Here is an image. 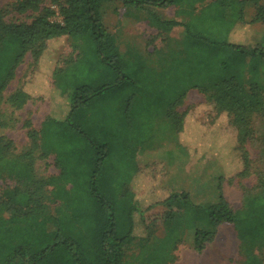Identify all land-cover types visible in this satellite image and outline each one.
<instances>
[{
  "label": "trees",
  "instance_id": "16d2710c",
  "mask_svg": "<svg viewBox=\"0 0 264 264\" xmlns=\"http://www.w3.org/2000/svg\"><path fill=\"white\" fill-rule=\"evenodd\" d=\"M106 1L51 0L57 9L55 12L50 7L41 8V0H18L12 9L18 15L30 13L28 23H4L0 12V93L14 77L16 67L26 54L32 59V72L40 75L50 42L64 38L70 48V55L63 65H56L51 72V90H56L51 92L63 101L67 108L65 114L60 115V120L48 115L39 131L33 130L27 121L24 127L30 146L19 156L11 155L7 151L10 142L5 144L0 138V169L5 168L17 184L6 190L5 198L0 200V212L14 209L29 223L23 228L16 224L9 226V231L20 235L7 252L2 247L0 264H9L13 259H19L22 264L23 260L26 264H126L134 244L139 249L134 264L139 257L151 254L146 251L155 236V228L146 225L142 236H137L141 222L136 219L152 207L153 201L154 204L159 202L162 191L159 194L156 189H151L147 200L150 204L145 206V201L132 191L136 172L125 180V173L107 167L110 148L106 139L118 127V120L111 126L114 129L108 132L104 131L101 122L90 120L92 103L125 78L126 64L113 35L102 21L101 7ZM118 1L125 8L137 10L176 7L175 13L181 17L179 22H161L152 13L149 16L157 26L183 27L190 40L264 60L261 45L246 48L227 41L231 27L241 17L235 0H217L220 5L215 6L214 16L210 15L214 21L207 27L200 20L204 18V10L214 6L211 3L215 1L207 5H203L205 0ZM224 4L232 7L233 13L229 15L220 9ZM199 5L203 6L199 9ZM257 11L254 22L259 19L264 22V7ZM54 15L61 18V24L49 21ZM206 63L204 59L201 66L208 70ZM117 74L121 78L117 79ZM208 83L196 88L206 105L177 113L184 95L167 112L168 121L177 136V145L181 146L187 139L184 138L186 126L193 124L204 107L208 106L216 116L221 115L220 121H216L219 123L207 125H215L222 136L230 134L229 148L218 159L223 162L230 155L237 156L240 170L234 176L243 178L249 169L246 144L251 138L252 116L262 105L260 88L255 84L244 85L234 75L225 78L217 75ZM30 99L34 98L18 89L7 102L20 109ZM198 126L203 127V124ZM184 147L190 157L199 154L188 142ZM37 153L40 158L54 156L58 176L45 179L35 176L33 164ZM259 183L264 187L263 182ZM161 203L168 207L181 205L186 228L195 231L192 244L197 253L212 243L216 228L226 224L232 226L238 240L240 264H264L260 256L264 251V195L246 199L239 210L231 209L220 190L217 202L211 205H195L186 193H171ZM49 204L54 205L53 213L45 212ZM142 206L145 208L141 209ZM2 220L0 218V223L4 222V229L8 231L6 221ZM198 225L204 229L199 230ZM170 240L171 249H174L181 239L173 234ZM165 253L167 260L174 262V257Z\"/></svg>",
  "mask_w": 264,
  "mask_h": 264
},
{
  "label": "rangeland",
  "instance_id": "374dc122",
  "mask_svg": "<svg viewBox=\"0 0 264 264\" xmlns=\"http://www.w3.org/2000/svg\"><path fill=\"white\" fill-rule=\"evenodd\" d=\"M16 1L0 0L2 22L31 21L27 16L30 13H14L12 8ZM236 3L238 5L240 1ZM211 4L214 6L204 10V18L200 20L206 27L214 21L210 15L217 9L215 6L220 5L218 2ZM202 6L199 5V9ZM40 7H50L57 11L51 0H41ZM123 7L118 0H108L102 4L101 10L103 24L113 35L119 54L126 64L123 71L125 78L92 103L90 120L93 123L101 122L105 132L113 130L111 126L118 120V127L106 139L110 148L108 168L125 173V180L136 172L133 180L134 191L138 196H144L148 186L158 193L162 191L159 193V202L154 204L153 201L152 207L140 213L142 216L136 219L141 222L137 236H142L146 225L156 231L147 246L146 252L150 251L151 254L139 257L136 263L240 264L242 257L236 250L238 240L231 225L222 224L218 233L215 231L214 242L203 252L197 253L192 244L195 231L186 228L181 205L168 207L161 202L171 193H186L195 205H211L217 202L220 190L231 209L239 210L246 199L264 195V187L259 183H264V60L190 40L184 36L185 29L180 26H158L156 29L161 33L155 35V29L150 28L153 27L150 23L154 24V19L149 16V7L137 10L127 6L125 13ZM175 8L166 9L165 15H174L173 18L180 19ZM49 21L61 24L62 20L54 15ZM135 21H141L143 26L135 30L132 24ZM124 22L131 23L132 27L122 26ZM250 28L254 39L264 48V22L259 19ZM157 36L161 38L160 41ZM48 48L40 75L36 71L32 72V59L26 54L16 67L12 80L7 81L5 89L0 93V138L5 140V144L6 141L10 142L7 151L13 156H19L30 146L24 127L27 121L33 130L39 131L45 117L50 115L60 120V115L67 110L63 101L53 94L56 90H51V72L56 65H63L70 55V48L64 38L50 42ZM151 49L153 52L150 53ZM204 59L208 70L201 66ZM217 75L219 78L234 75L244 85L255 84L260 88L262 105L252 116L251 138L246 144L249 169L243 178L234 176L240 170L237 156L230 155L223 162L218 159L229 148L230 134L222 136L219 128H214L222 116H216L208 106L204 107L192 125L186 126L184 138L187 139L182 141L183 145L180 144L182 147L177 145V136L173 137L170 133L167 112L175 102L190 91L176 109L177 113L200 104L206 105L203 95L196 88L209 84ZM118 78L121 76L117 74ZM18 89H23L34 99L27 101L20 109H15L7 99ZM213 122H216L213 127L207 126ZM199 124H203V127ZM187 142L198 149L199 154L195 158L188 155L184 147ZM96 146L99 145L96 143ZM33 165L37 178L45 179L59 173L53 155L40 158L37 153ZM14 187H17L16 182L7 175L5 168L0 169V200L5 198L6 190ZM53 209L54 205L49 204L45 212L53 213ZM7 213V210L0 212L2 221L8 217ZM27 224L24 221L20 225ZM198 228L204 229L201 225ZM173 234L181 240L171 249L172 241L169 238ZM14 237L4 229V222H1L0 248L13 245ZM165 251L174 257V262L167 260ZM138 253V246L132 245L126 264H134ZM260 256L264 262V251Z\"/></svg>",
  "mask_w": 264,
  "mask_h": 264
},
{
  "label": "crops",
  "instance_id": "0c3cea01",
  "mask_svg": "<svg viewBox=\"0 0 264 264\" xmlns=\"http://www.w3.org/2000/svg\"><path fill=\"white\" fill-rule=\"evenodd\" d=\"M213 1H217V0H205L204 1V3H203V5H207L208 3H211V2H213ZM226 1V0H225ZM232 2L234 1V0H231ZM238 1H240V3L237 5V6H235V7H237L236 9L238 10V12L237 13H239V15L241 16L240 17V19L238 20V21H236V23L231 27V29H230V31H229V33H228V36H227V41H228V43L229 44H232V45H237V46H243V47H252V46H255V45H259V43H257V40L256 39H254L255 38V36H253L252 35V32H253V30H252V28H250L252 25H253V23H254V18L256 17V15H257V10L259 9V8H263L264 7V0H252L251 2L250 1H246V0H238ZM238 1H235V2H238ZM207 2V3H206ZM222 7H220V9H223L224 11H225V13L226 14H231V13H233V11L231 10L232 9V7H228L226 4H224V5H221ZM124 8V13H125V7H123ZM167 10L169 9V7L168 8H166ZM166 9H155V8H151L150 9V11H151V13L153 14V15H155L156 17H157V19H159L160 21H172L174 18H173V16L172 17H167L166 15H165V12H166ZM176 9V8H175ZM175 11V10H174ZM180 19H178V18H175L174 20H176L177 22H179V21H181V17H179ZM124 21H126L125 20V18L123 19ZM133 24V28L135 29V30H137L139 27H142L143 26V24H142V22L141 21H135V22H133L132 23ZM132 24L131 23H126V22H124L123 24H122V26H128V28H131L132 27ZM146 24H148V23H146ZM153 27H150L151 29L152 28H154L155 29V31H156V33H155V35H158V33H161V31H158L157 29H156V27H158V26H156V25H154V24H152V23H150ZM185 37H186V35H184ZM157 39L160 41L161 40V38L160 37H158L157 36ZM142 42H145L144 40H141ZM117 47H118V45H117ZM119 50V49H118ZM142 50V52H145V50L144 49H141ZM151 52H153V49H151V51H150V53ZM247 56V55H246ZM153 58V56L150 58V59H152ZM236 74V73H235ZM237 75V74H236ZM190 91H188L186 94H185V96H187L188 95V93H189ZM41 126V125H40ZM170 133H171V135L174 137V135H175V133H174V129H173V127L171 126V124H170ZM174 167V166H173ZM173 167H171V169H173ZM59 171V170H58ZM58 175H59V173H58ZM57 175V176H58ZM50 177H56V176H50ZM146 180V179H145ZM140 181V180H139ZM138 181V182H139ZM147 182H149V180L147 179L146 180ZM134 184H135V182H134V180H133V182L131 183V187H132V190L134 191ZM150 190H151V188L148 186V188L145 190V195L143 196H138V198L140 197L142 200H144L145 201V206H148L147 204H150V202L148 203L147 202V200L149 199V192H150ZM136 191H134V193H135ZM136 194V193H135ZM137 195V194H136ZM216 195V194H215ZM217 200V199H216ZM215 200V201H216ZM215 203V202H214ZM12 208H14V207H12ZM15 209H17V210H19V208L17 207V206H15ZM13 210V211H12ZM12 210H10V209H8L7 211L9 212V213H7L8 214V217L6 218V223H7V228H8V232H10V233H12V235L13 236H15L14 238H15V243L13 244V246L17 243V240H18V237H19V233H15L14 231H9V226L11 225L12 227H14L15 226V224L16 225H18V227H21V228H23L24 227V225H20V224H22L23 222H24V219H21V217H20V214L19 213H17V211H15L14 209H12ZM13 222V223H12ZM221 227V225L220 226H218L217 228H216V233H218V229ZM214 242V240L212 241V243ZM211 243V244H212ZM10 246H12V245H10ZM10 246H8V247H5V252H7L8 250H9V248H10ZM236 250L238 251V245H237V247H236ZM3 253V250H2V248H0V254H2ZM23 264H26L25 263V260H23ZM9 264H22L21 263V261L19 260V259H13Z\"/></svg>",
  "mask_w": 264,
  "mask_h": 264
}]
</instances>
